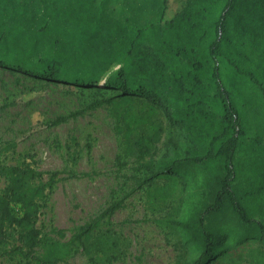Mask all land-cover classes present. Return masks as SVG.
Here are the masks:
<instances>
[{"label":"trees","instance_id":"obj_1","mask_svg":"<svg viewBox=\"0 0 264 264\" xmlns=\"http://www.w3.org/2000/svg\"><path fill=\"white\" fill-rule=\"evenodd\" d=\"M0 66L117 90L89 108L107 109L141 184L162 180L178 202L171 224L187 251L174 264H264V0H0ZM166 127L180 139L163 152ZM46 175L0 164V258L91 254L99 219L68 239L38 227L57 182Z\"/></svg>","mask_w":264,"mask_h":264},{"label":"rangeland","instance_id":"obj_2","mask_svg":"<svg viewBox=\"0 0 264 264\" xmlns=\"http://www.w3.org/2000/svg\"><path fill=\"white\" fill-rule=\"evenodd\" d=\"M104 85L102 79L95 87ZM116 91L0 66V164L26 160L46 172V178L56 173L38 221L43 232L63 230L68 239L78 226L99 219L87 243L91 254L79 249L60 264H174L187 251L171 224L178 202L160 195L162 180L141 184L145 174L136 169L134 157L123 152L122 135L115 133L107 109L89 108ZM60 117L67 120L51 124ZM179 139L177 129L166 127L160 151ZM12 142L16 147L5 150ZM68 147L76 152L74 160H69ZM115 204L119 206L111 216L101 217ZM257 250L256 243L246 249ZM0 264L24 263L2 257ZM238 264L255 263L247 258Z\"/></svg>","mask_w":264,"mask_h":264}]
</instances>
